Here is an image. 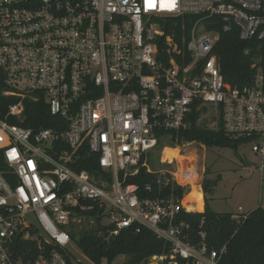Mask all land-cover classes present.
<instances>
[{
    "label": "built area",
    "instance_id": "obj_1",
    "mask_svg": "<svg viewBox=\"0 0 264 264\" xmlns=\"http://www.w3.org/2000/svg\"><path fill=\"white\" fill-rule=\"evenodd\" d=\"M231 30L264 40V0H0V264H74L70 234L131 226L170 244L148 264H218L224 249L210 250L203 232L187 241L178 218L197 211L184 200L204 170L181 150L195 141L168 142L193 109L210 107V129L219 123L264 154L259 60L246 84H231L213 52ZM40 100L52 126L12 123ZM160 140L164 167L154 170ZM165 148L177 155L164 158ZM92 159L95 172L80 168ZM142 169L183 194L140 198L129 178ZM23 240L37 241L31 259L17 251Z\"/></svg>",
    "mask_w": 264,
    "mask_h": 264
},
{
    "label": "trees",
    "instance_id": "obj_2",
    "mask_svg": "<svg viewBox=\"0 0 264 264\" xmlns=\"http://www.w3.org/2000/svg\"><path fill=\"white\" fill-rule=\"evenodd\" d=\"M186 20H191L193 16L186 15ZM214 54L217 56L220 71L225 80L231 84H246L252 76L251 63L259 60L262 69L264 82V40L250 41L239 38L235 30L220 31L219 38L215 44ZM25 119L20 123L24 126L48 127L52 126V118L43 100L38 102H26ZM201 110L193 109L188 115L187 126L172 133L168 145H174L181 139L185 141H195L209 148H232L249 143L251 138H234L223 130L221 124L215 129H209L197 121ZM177 137V138H176ZM162 140L156 146V151L162 148ZM0 165H3L0 156ZM80 168L89 172H95L97 165L95 162H86ZM211 174L209 166L205 167L201 188L204 194L203 211L181 210L178 218L189 224L187 237L190 243L196 244L201 239L200 232L204 233V240L209 249L219 251L218 264H264V207L257 206L245 213L215 212L208 203L207 194L212 191L219 179V174L214 179L208 176ZM156 175L140 170L138 175L129 178L139 186V197H156L159 190L162 195L172 193L174 198H179L184 192L183 187L167 184L159 186L155 183ZM150 184V190L145 189V185ZM191 191V190H190ZM202 205H198L201 208ZM191 208V207H189ZM236 215V217H233ZM178 219V220H179ZM100 229H104L99 225ZM81 253L84 254L93 264H111L118 255L125 256L122 264H148L147 259L152 255L168 253L169 242L155 236L147 228L135 231V226L122 229L118 234L106 238V234L91 231H82L75 236L70 234ZM36 240L21 241L17 251L22 254L24 260L33 258L38 252Z\"/></svg>",
    "mask_w": 264,
    "mask_h": 264
},
{
    "label": "rangeland",
    "instance_id": "obj_3",
    "mask_svg": "<svg viewBox=\"0 0 264 264\" xmlns=\"http://www.w3.org/2000/svg\"><path fill=\"white\" fill-rule=\"evenodd\" d=\"M212 117L213 109L205 107L197 122L210 129ZM252 147V143H244L236 149L224 147L203 150L198 142L184 148L181 147L186 155H196L198 173H200V167L204 170L209 166L211 174L208 177L210 179H214L219 174L217 184L207 194L209 206L213 211H232L234 214H240L257 206L264 207V154L253 151ZM174 150L177 149L165 148L164 158H170ZM160 153L156 151L151 155L150 166L154 170L164 167L158 162ZM261 164H263L262 168H260ZM198 204H202V209L198 210L194 205L193 210L203 211L204 199ZM238 207L241 209L238 210ZM74 252V264H93L81 253L78 246L75 247ZM125 259V256L118 255L111 264H122Z\"/></svg>",
    "mask_w": 264,
    "mask_h": 264
},
{
    "label": "bare ground",
    "instance_id": "obj_4",
    "mask_svg": "<svg viewBox=\"0 0 264 264\" xmlns=\"http://www.w3.org/2000/svg\"><path fill=\"white\" fill-rule=\"evenodd\" d=\"M175 155H177V150H174V153L171 155V157L172 156H175ZM185 158H187V161H190L193 164V159L190 156L189 157H186L185 156ZM192 169H193V166L190 167V171H192ZM201 198L203 199V196L201 195V191H199L196 186H193V190L188 193V195L186 196L184 202H186V201H193V200H197L198 202H201ZM194 203H195L196 208L198 210H201L202 209V208H198L197 207V204H196L195 201H194Z\"/></svg>",
    "mask_w": 264,
    "mask_h": 264
},
{
    "label": "crops",
    "instance_id": "obj_5",
    "mask_svg": "<svg viewBox=\"0 0 264 264\" xmlns=\"http://www.w3.org/2000/svg\"><path fill=\"white\" fill-rule=\"evenodd\" d=\"M197 188H198V190L199 191H201V193H202V196L204 197V194H203V192H202V188H201V185H199V186H196ZM204 199V198H203ZM193 201H195L196 202V204H198V203H201V202H197V200H193ZM201 201H202V198H201ZM198 205H202V204H198ZM196 206V205H195ZM232 212V211H231Z\"/></svg>",
    "mask_w": 264,
    "mask_h": 264
}]
</instances>
